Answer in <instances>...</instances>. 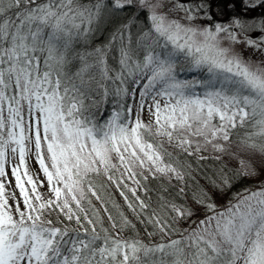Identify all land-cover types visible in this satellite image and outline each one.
Wrapping results in <instances>:
<instances>
[{"label":"snow or ice","instance_id":"obj_1","mask_svg":"<svg viewBox=\"0 0 264 264\" xmlns=\"http://www.w3.org/2000/svg\"><path fill=\"white\" fill-rule=\"evenodd\" d=\"M218 3L0 0V264H264V0Z\"/></svg>","mask_w":264,"mask_h":264},{"label":"trees","instance_id":"obj_2","mask_svg":"<svg viewBox=\"0 0 264 264\" xmlns=\"http://www.w3.org/2000/svg\"><path fill=\"white\" fill-rule=\"evenodd\" d=\"M224 2H225V0H219V3H218V7H223V4H224ZM229 13V16H231V15H234L235 13L234 12H232V11H229L228 12ZM259 14V12H257V15ZM262 179H264V178H262ZM255 181H245V183L243 184V185H237V189L238 188H240V187H243V186H247V184H249V183H254ZM237 189H234V190H237ZM219 203H224V201H219Z\"/></svg>","mask_w":264,"mask_h":264},{"label":"rangeland","instance_id":"obj_3","mask_svg":"<svg viewBox=\"0 0 264 264\" xmlns=\"http://www.w3.org/2000/svg\"><path fill=\"white\" fill-rule=\"evenodd\" d=\"M228 16H229V13L227 14V16L224 17V19L227 20ZM29 164H30L32 171H37L38 165L36 164V162L34 160L29 161ZM262 178H264V175H262L261 179ZM13 187H14V182H13Z\"/></svg>","mask_w":264,"mask_h":264}]
</instances>
